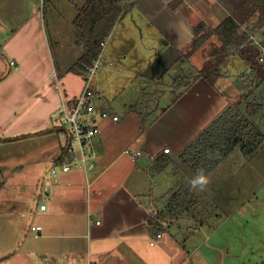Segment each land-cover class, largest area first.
Listing matches in <instances>:
<instances>
[{"label": "crops", "instance_id": "0c3cea01", "mask_svg": "<svg viewBox=\"0 0 264 264\" xmlns=\"http://www.w3.org/2000/svg\"><path fill=\"white\" fill-rule=\"evenodd\" d=\"M85 1L0 0V138L5 139L0 141V264H171V244L161 233L172 229L170 223L160 218L163 229L151 232L148 222L158 217L155 207L169 185L157 182L165 169L150 178L147 168L166 147L172 162L182 163L179 151L229 97L203 74L193 75L179 89L173 80L167 84L175 91L161 108L148 90L161 86L159 76L168 69L155 62L163 53L190 68L182 53L193 38L194 22L178 6L194 13L198 22L204 20L193 0H122L127 8L104 39L92 77L97 73L92 97L99 127L92 141L94 166L59 171L53 181L49 167L60 159L67 141L60 104L79 95L85 78L84 69L73 65L84 53L78 33L74 44L79 48L72 46L70 31L66 46L58 26L66 16L75 19ZM70 24L74 27V20ZM152 39L162 48L156 50ZM63 51L73 59L62 61ZM151 51L156 54L153 60ZM136 78L141 80L140 96L150 102L143 104L147 111L138 112L134 105H142L135 98L140 91L125 96ZM127 148L141 154L132 158ZM157 232L161 239L149 245L158 247L153 253L143 251L147 237Z\"/></svg>", "mask_w": 264, "mask_h": 264}, {"label": "rangeland", "instance_id": "374dc122", "mask_svg": "<svg viewBox=\"0 0 264 264\" xmlns=\"http://www.w3.org/2000/svg\"><path fill=\"white\" fill-rule=\"evenodd\" d=\"M226 1L193 0V5H197L198 12L202 14V19L208 25L215 26L227 16L229 10L233 9L230 4H225ZM174 4L176 3L174 2ZM178 8L188 19L194 22V25L197 24L199 18L194 13L182 6H178ZM39 9L43 13V5ZM47 9L48 5L46 4L45 11ZM126 16L127 14L124 15V17ZM47 17L49 15L46 16V31L47 22L49 23ZM66 18L59 22L58 27L62 30L59 37L61 40L64 38V44L69 46L71 38L68 31H70L73 38L72 46L79 48L76 42V45L74 44L77 30L75 26L70 24L74 19L71 21L72 18L68 16ZM261 22L264 23L261 16L255 14L241 28L244 30L248 26L247 31L251 33L254 40L259 41ZM52 40H54L53 37ZM150 41L156 50L162 48L161 44L154 39ZM68 52L63 51L59 55L64 57ZM155 55L152 51L149 53L152 60ZM71 56V54L65 56V60L62 61H71L73 59ZM55 57L57 61L56 54ZM260 57H263L264 60L263 54H260ZM210 58L213 63L218 62L221 74H217L213 64L207 63ZM183 61L191 63L190 68L186 65L182 67L178 64L179 60L174 56L165 55V53L155 60L160 67L163 65L168 67L159 76L161 86L158 89H155L154 85L149 86L152 80L146 81V86H149L148 92H153L152 96L155 95L154 99L159 101L160 108L170 102L174 93L171 90L175 91L168 89L167 84L175 82L176 88L179 89L190 77L200 73L207 75L214 87L229 97L226 105L238 106L242 112H245L248 102L264 106V79L260 81L261 79L256 73H251L248 66L241 57L236 55L234 50L222 47L215 35L209 37L189 60L184 58ZM73 62V65L79 63V58H74ZM101 66L104 67L102 63ZM149 66L150 64L147 65V69ZM153 68L158 69L154 66ZM146 72L147 70L143 73ZM79 74L82 78L83 72ZM96 77L97 73L89 85L92 90L93 83L97 81ZM124 78H126L125 73ZM140 81L136 78L132 85L125 88L126 97L134 96L137 91H140ZM140 94L141 91L136 94L135 98H138L142 105L135 103L136 110L138 112L147 111L144 108L148 107H144L143 104L147 105L150 102L146 100L144 94L142 96ZM250 120L264 134V107L250 117ZM195 175L196 173L188 165L175 160L166 166L157 182L168 183L167 192L177 181L189 187L188 181ZM207 175L211 179L205 189L200 190L197 187L193 190L189 187L197 198L194 210L191 213H181L180 218L176 221L170 220V228L172 229L161 232L162 237L171 244L168 246L171 249H169L171 264H264V143L251 155L243 154L238 148L234 149ZM159 189L157 187L156 192H159ZM166 192L163 195H166ZM162 206L163 203L157 204L155 208L162 212L164 209ZM161 233L157 232L148 236L143 251L153 253L158 245L152 249L149 242L152 240L150 244H153V239L157 238L154 240L157 243L161 239ZM157 234L160 236L157 237Z\"/></svg>", "mask_w": 264, "mask_h": 264}, {"label": "trees", "instance_id": "16d2710c", "mask_svg": "<svg viewBox=\"0 0 264 264\" xmlns=\"http://www.w3.org/2000/svg\"><path fill=\"white\" fill-rule=\"evenodd\" d=\"M121 2L122 0H86L77 9L74 25L79 35L78 43L84 48L77 64L83 69L97 57L101 41L108 36L118 18L125 12L127 6L123 8ZM225 4H230L233 9L217 25L206 26L204 21H200L193 26V38L182 53V58L189 59L209 37L215 35L222 47L234 50L251 73H256L262 81L264 60L263 57L260 58V54L264 55V23L261 22L259 41L254 40L247 31L248 26L244 30L241 26L255 14H259L264 22V0H227ZM207 63L213 64L217 74H221L218 62L213 63L210 58ZM187 84L188 80L182 87ZM263 107L261 104L248 102L245 112H242L238 106L226 105L182 147L178 158L193 172L203 169L207 175L236 148L245 155H251L264 143V134L253 125L250 117ZM142 117L145 120V113ZM3 140L5 139L0 138V141ZM171 162L172 158L165 153L159 155L147 168L150 178L162 172ZM159 202L163 203L164 209L157 212L158 217H149L151 232L163 229L160 218H166L170 222L180 218L181 213H191L197 198L187 185L177 181L166 195L159 198Z\"/></svg>", "mask_w": 264, "mask_h": 264}, {"label": "built area", "instance_id": "2783aa9c", "mask_svg": "<svg viewBox=\"0 0 264 264\" xmlns=\"http://www.w3.org/2000/svg\"><path fill=\"white\" fill-rule=\"evenodd\" d=\"M255 42L257 43V41ZM104 45L105 40L100 43V50L97 57L84 68V86L79 95L70 101H61L60 115L63 121L62 126H65L63 129L67 135V141L62 149L60 159L52 163L49 167V173L53 181L56 180V175L59 171H67L78 165L87 168H92L94 166V163L91 162L93 155L92 141L99 133V127L94 120L96 112L92 105V97L95 92L89 85L94 71L100 65ZM52 74L51 72V75ZM112 119L117 120L118 116L113 115ZM124 151L132 158L141 154L140 150L132 151L129 148ZM162 152L168 153L170 152V148H163ZM47 189V187H42V190L45 192ZM39 207L40 209H44L45 206L41 204ZM30 229L38 231L40 226H31ZM156 236L159 237L160 234Z\"/></svg>", "mask_w": 264, "mask_h": 264}, {"label": "clouds", "instance_id": "9594fccd", "mask_svg": "<svg viewBox=\"0 0 264 264\" xmlns=\"http://www.w3.org/2000/svg\"><path fill=\"white\" fill-rule=\"evenodd\" d=\"M210 177L206 175L203 169L197 170L196 175L188 181L189 187L193 190L199 187L200 190L206 188V186L210 183Z\"/></svg>", "mask_w": 264, "mask_h": 264}]
</instances>
